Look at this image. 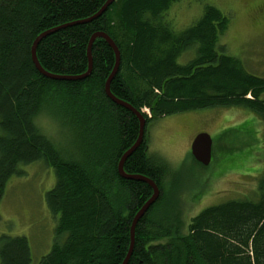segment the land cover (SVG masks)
Returning a JSON list of instances; mask_svg holds the SVG:
<instances>
[{
  "label": "trees",
  "instance_id": "1",
  "mask_svg": "<svg viewBox=\"0 0 264 264\" xmlns=\"http://www.w3.org/2000/svg\"><path fill=\"white\" fill-rule=\"evenodd\" d=\"M106 1L0 0V200L21 166L43 159L56 175L46 203L57 225L52 249L39 264L125 260L133 218L153 191L148 183L118 171L122 155L139 136L140 121L106 94L115 51L97 38L91 73L75 80L48 77L32 59L35 39L54 29L38 43L41 66L55 75L79 76L89 68L92 35L102 31L120 51L112 93L146 118L142 143L124 169L151 178L160 189L136 225L127 264H264V171L257 196L210 205L186 223L178 194L165 191L173 168L149 153L147 140L150 123L207 107L246 108L264 123V77L249 71L222 42L232 15L206 4L197 21L178 31L169 9L179 0H116L101 16L80 21ZM190 49L194 56L182 62ZM43 113L66 125L76 154H66L40 131L36 119ZM238 125L253 133L246 121ZM230 131L224 129L216 139ZM222 150L224 158L235 154L226 141ZM234 160L219 167L234 170ZM0 263L32 264L28 238L2 234Z\"/></svg>",
  "mask_w": 264,
  "mask_h": 264
},
{
  "label": "rangeland",
  "instance_id": "2",
  "mask_svg": "<svg viewBox=\"0 0 264 264\" xmlns=\"http://www.w3.org/2000/svg\"><path fill=\"white\" fill-rule=\"evenodd\" d=\"M206 4L232 15L228 31L222 36L227 52L241 58L249 71L264 77V0H179L169 9L174 18L173 28L179 31L193 24ZM193 56L194 49H190L180 59L186 62ZM243 121L253 133L240 128L244 125L238 124ZM36 124L66 154H76L75 139L64 123L43 113ZM226 128L231 133L216 139ZM147 131L149 153L166 160L173 168L165 180V191L178 194L186 223L210 205L257 196L258 177L264 171V123L251 110L207 107L175 113L150 123ZM199 132H208L216 139L212 145L214 161L208 166L195 162L190 154L191 142ZM224 141L235 154L224 158ZM230 157H235L236 169L222 170L219 165ZM20 168L21 173L10 179L0 200V236H26L32 264H39L51 251L56 236L57 217L46 203L56 175L43 159Z\"/></svg>",
  "mask_w": 264,
  "mask_h": 264
},
{
  "label": "water",
  "instance_id": "3",
  "mask_svg": "<svg viewBox=\"0 0 264 264\" xmlns=\"http://www.w3.org/2000/svg\"><path fill=\"white\" fill-rule=\"evenodd\" d=\"M114 1H116V0H107L105 2V4L100 8V10L98 12H96V14H94V15L86 18V19L80 20V21L81 22H89V21L101 16ZM51 31H54V29L45 31L42 34H40L35 39L34 44L32 46V59L36 65V67L38 68V70L41 73H43L44 75L51 77V78H54V79L75 80V79L85 78L92 71V66H93L92 45L97 38H103L113 48V50L115 51V54H116L115 67H114L113 71L111 72L109 78L106 81V85H105L106 94L108 95L109 98H111L117 104H120V105L124 106L125 108L129 109L130 111H132L138 117V119L140 121L139 136H138L136 142L128 150H126V152H124V154L122 155V157L119 161L118 171H119L120 175L124 178L142 180V181L148 183L150 185V187L152 188L153 192H152V195L150 196V198L144 203V205L139 209V211L136 213V215L133 218V221L131 224V229H130V238H131L130 249H129V252H128L125 260L122 263V264H127L130 257H131L133 247H134L136 225H137L138 221L140 220V218L150 208V206L158 199L159 193H160V189H159L158 185L151 178L146 177V176H140V175H132V174L127 173L124 169V163L127 160V158L142 143L144 133H145L146 118L144 117L143 113L140 110H138L137 108L132 106L130 103H128V102L118 98L117 96H115L110 89L111 81H112L113 77L115 76V74L117 73L118 68H119L120 51H119V48L117 47V45L115 44L114 40L107 33L99 31V32H95L92 35L90 42H89V47H88L89 68L84 74H81L79 76H63V75H55V74H52V73H49L48 71H46L41 66V64L38 60V57H37L38 43L40 42V40L44 36H46ZM212 145H213L212 136L208 132H200L194 137V139L191 143L192 155L194 156V158L197 161L201 162L203 165H209L211 160H212Z\"/></svg>",
  "mask_w": 264,
  "mask_h": 264
}]
</instances>
